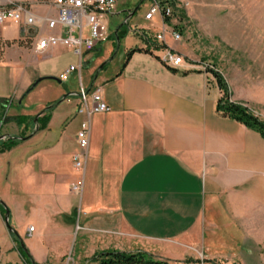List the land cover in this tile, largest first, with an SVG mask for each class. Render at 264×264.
Wrapping results in <instances>:
<instances>
[{
	"label": "crops",
	"instance_id": "1",
	"mask_svg": "<svg viewBox=\"0 0 264 264\" xmlns=\"http://www.w3.org/2000/svg\"><path fill=\"white\" fill-rule=\"evenodd\" d=\"M11 25L17 27H0V39L17 40L18 27L14 36L2 35ZM131 32L136 41L125 43L121 64L102 68L93 83L109 109L90 119L79 193L72 190L80 175L72 157L84 118L76 114L79 96L70 94L89 87L95 70L86 82L81 70L101 57L105 39L81 65L64 45L34 52L15 42L0 56V135L20 138L0 153L12 157L10 193L24 198L25 247L38 264L70 254L84 264L106 250H141L169 264H264V138L216 112L221 91L203 66L185 60L167 67L161 50L145 52L147 44ZM134 48L142 50L125 61ZM70 65L77 88L55 86ZM16 210L10 215L19 224Z\"/></svg>",
	"mask_w": 264,
	"mask_h": 264
},
{
	"label": "rangeland",
	"instance_id": "2",
	"mask_svg": "<svg viewBox=\"0 0 264 264\" xmlns=\"http://www.w3.org/2000/svg\"><path fill=\"white\" fill-rule=\"evenodd\" d=\"M139 1L121 0L115 13L103 16L107 20L108 31H105V42L100 55L102 58L95 60L89 69L82 68L84 81L91 70H96L112 55L113 51L108 54L110 47L113 48L112 50L117 48L114 31L119 25L123 23L119 30L122 38L127 37V39H120L117 55L104 66L102 72H110L121 64L125 43L136 41L131 30L147 29L149 25L142 17L151 5L150 0H143L128 21L124 22ZM173 8V15L168 23L181 34V39L177 43L183 45L185 60H194L206 70L212 69L220 74L228 86L230 98L242 103L256 116L264 118V0H174ZM154 23L155 26L150 28L152 34L159 30L157 17ZM17 31V27L11 25L3 30L2 35L14 36ZM16 41L0 39V56ZM89 52L93 54L95 49ZM211 76L214 79L213 74ZM47 81L49 82L44 80L42 83L45 84ZM99 81L98 77L96 83ZM53 84L57 87L67 86L75 89L77 73L70 74L69 78L61 83L53 80ZM235 97L238 99L234 100ZM11 158L9 154L0 153V199L12 215L17 211V206L22 218L19 224H15L11 217L10 224L16 229L18 236L25 239L27 221L24 219V198L10 193V188L16 185L9 166ZM2 215L0 214V264H26L17 251V238L7 233ZM74 250L75 247L72 245L71 252ZM69 257L67 260L64 257L58 258L57 264H74L71 254ZM54 260L57 258L50 257L46 264H52Z\"/></svg>",
	"mask_w": 264,
	"mask_h": 264
},
{
	"label": "built area",
	"instance_id": "3",
	"mask_svg": "<svg viewBox=\"0 0 264 264\" xmlns=\"http://www.w3.org/2000/svg\"><path fill=\"white\" fill-rule=\"evenodd\" d=\"M121 0H0V27L12 23L19 29L18 44L28 45L34 52H43L58 45L70 47L80 59L105 37L102 21L103 15L116 10ZM151 5L143 14V20L150 26L144 32L161 50L158 60L167 67H178L185 62L181 53L167 44V38L178 42L181 34L169 25L166 18L173 15L174 8L167 0H150ZM159 21V30L152 34L150 28L155 26V19ZM79 65V66H80ZM76 70L70 65L59 75L60 81L68 79ZM79 104L76 114L83 116L76 132L77 151L73 154V165L79 171V178L72 184V190L79 193L83 186L84 165L88 157L90 119L95 114L106 112L109 107L104 101L99 86H92L79 91ZM33 227H28L31 233ZM177 264H202L200 261H182Z\"/></svg>",
	"mask_w": 264,
	"mask_h": 264
},
{
	"label": "trees",
	"instance_id": "4",
	"mask_svg": "<svg viewBox=\"0 0 264 264\" xmlns=\"http://www.w3.org/2000/svg\"><path fill=\"white\" fill-rule=\"evenodd\" d=\"M172 6L174 5V0H167ZM166 21H169V18H166ZM135 34L138 36L140 40L147 44L146 48L143 49L145 52H149V49L159 48V46L151 40L144 32ZM113 36V34H112ZM118 37L121 39V30L118 31ZM115 39V38H114ZM141 48H134L127 52V58L135 51H141ZM105 66V65H104ZM103 66V68H104ZM216 81V84L221 91V96L218 98L216 102V112L223 117H228L233 119L249 129H252L260 134L262 138H264V118H260L253 114V112L244 106L240 102L233 101L230 98V92L227 84L223 80L220 74L215 72L214 70H208ZM93 77V76H92ZM50 108L46 109L45 112L49 111ZM43 122L45 125L47 121V117H44ZM19 139L17 138H8L0 143V152L4 150H8L12 148L14 145L18 143ZM4 207L0 205V213H4ZM14 235L18 240L17 251L20 256L23 258L26 264H38L36 263L27 250L21 245L20 237L14 233L10 234ZM84 264H169L164 259H154L150 254L138 250V251H120V250H106L93 254L90 258L86 259Z\"/></svg>",
	"mask_w": 264,
	"mask_h": 264
},
{
	"label": "water",
	"instance_id": "5",
	"mask_svg": "<svg viewBox=\"0 0 264 264\" xmlns=\"http://www.w3.org/2000/svg\"><path fill=\"white\" fill-rule=\"evenodd\" d=\"M142 1H143V0H140V1H139V3L137 4V6L134 8V10H133L132 12H130V13L128 14V16L124 19V22H127V21H128L129 17H130L131 15H133V13L139 8V6H140V4H141ZM122 24H123V23H122ZM122 24L119 25V26L115 29V31H114V37H115V40H116V42H117V48L114 50L113 54L111 55V57H110L108 60L102 62V63L97 67V69L95 70L94 75H93V77H92L91 83H90L89 87L86 89V93L92 88L93 83H94V81L96 80V78H97V76H98L100 70L103 68V66L106 65L110 60H112V59L115 57V55H116V53H117V51H118V49H119L118 46H119V43H120V38L118 37V31H119L120 27L122 26ZM44 78H46V77H44ZM44 78H39V79H37V80L31 85L30 89L33 88L34 86H36V85H37L42 79H44ZM70 95H77V96H79L80 93H72V94H70ZM68 96H69V95H63V96L61 97L60 101H61V100H64V99L67 98ZM50 107H51V106H50ZM48 108H49V107H48ZM48 108H47V109H48ZM45 110H46V109H45ZM45 110H44V111H45ZM38 116H39V115H36L35 118H34V123H35V129H34V132H36L37 129H38V127H37V124H38V121H37V120H38ZM8 138H17V139H20V138H18V137H12V136L0 135V141H1V140L8 139ZM0 205H2V206L4 207V210H5L4 213H3V215H2V220H3L4 226H5V228L7 229L8 233H9V234L14 233V234L18 235L16 229H14V227L11 226V224H10V217H11V215H10V210L8 209V207L6 206V204H5L1 199H0ZM20 240H21V245H23V247L27 250V248L25 247V245H24V243H23V241H22L21 238H20ZM27 252H28V250H27ZM28 253H29V252H28ZM29 255H30V253H29ZM30 256H31V255H30ZM31 258H32V257H31Z\"/></svg>",
	"mask_w": 264,
	"mask_h": 264
}]
</instances>
